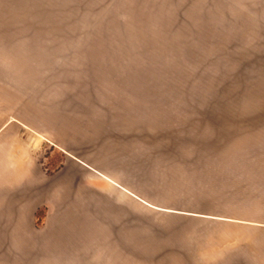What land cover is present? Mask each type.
Returning <instances> with one entry per match:
<instances>
[{
  "label": "rangeland",
  "instance_id": "rangeland-1",
  "mask_svg": "<svg viewBox=\"0 0 264 264\" xmlns=\"http://www.w3.org/2000/svg\"><path fill=\"white\" fill-rule=\"evenodd\" d=\"M0 264H264V0H0Z\"/></svg>",
  "mask_w": 264,
  "mask_h": 264
},
{
  "label": "crops",
  "instance_id": "crops-1",
  "mask_svg": "<svg viewBox=\"0 0 264 264\" xmlns=\"http://www.w3.org/2000/svg\"><path fill=\"white\" fill-rule=\"evenodd\" d=\"M67 153H69V152H67ZM117 182V181H116ZM118 183V182H117ZM121 185V184H120Z\"/></svg>",
  "mask_w": 264,
  "mask_h": 264
}]
</instances>
